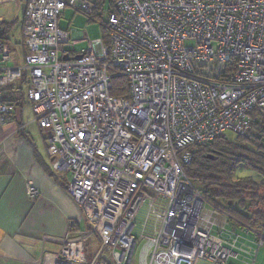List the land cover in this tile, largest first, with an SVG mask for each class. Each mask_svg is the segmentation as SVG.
<instances>
[{
    "label": "built area",
    "instance_id": "obj_1",
    "mask_svg": "<svg viewBox=\"0 0 264 264\" xmlns=\"http://www.w3.org/2000/svg\"><path fill=\"white\" fill-rule=\"evenodd\" d=\"M66 7L96 11L95 0H27L23 63L9 67L0 44V97L24 85L52 171L69 176L66 190L87 222L62 239L54 264H129L136 250L139 264H256L264 238L230 229L184 167L192 148L226 133L246 137L251 112L264 114V0H113L102 14L106 40L80 33L81 51L67 50L69 34L58 29ZM112 72L125 77L127 97L110 95ZM9 104L0 103L2 124ZM26 192L39 195L31 183ZM160 197L153 235L135 237L141 208L144 229ZM94 236L99 248L88 259Z\"/></svg>",
    "mask_w": 264,
    "mask_h": 264
},
{
    "label": "crops",
    "instance_id": "obj_2",
    "mask_svg": "<svg viewBox=\"0 0 264 264\" xmlns=\"http://www.w3.org/2000/svg\"><path fill=\"white\" fill-rule=\"evenodd\" d=\"M26 2L0 0V23L12 24L6 38L0 41L10 56L11 67L21 65L27 53L21 34ZM16 35L18 40L13 38ZM72 40L79 42L80 35L74 34ZM74 50L73 46L71 51ZM22 87L18 82L12 88L18 91ZM25 103L28 102L23 97L14 107L15 119L5 124L0 122V264H54L60 242L71 230L68 223L75 222V229L81 231L87 228V222L66 190L68 175H56L52 171V162L46 153L48 135L32 122L31 106ZM25 108L30 109L31 123L39 134L26 132ZM28 183L39 191L35 199L27 195ZM244 238L251 241L250 236ZM91 239L85 245L88 259L99 248V244L90 243ZM262 255L260 264H264V252ZM139 256L137 250L132 252L129 264H139ZM196 264L209 263L198 261Z\"/></svg>",
    "mask_w": 264,
    "mask_h": 264
},
{
    "label": "trees",
    "instance_id": "obj_3",
    "mask_svg": "<svg viewBox=\"0 0 264 264\" xmlns=\"http://www.w3.org/2000/svg\"><path fill=\"white\" fill-rule=\"evenodd\" d=\"M113 0H109L110 5ZM96 11L89 16L94 21L104 0H95ZM101 16V15H100ZM12 24L0 23V41L4 40ZM103 40H106L107 28L101 24ZM7 89V95L0 97V103H10L13 107L23 98L21 88ZM112 97H127L128 85L125 77L111 73ZM14 111L6 116V122L15 119ZM254 121L246 137L233 135L234 140L223 138L203 146L191 149V160L184 167L186 177L195 190L209 205L226 214L228 227L234 232L248 231L251 241L263 236L264 229V114L259 110L251 112ZM240 168L251 170L257 178H236ZM70 228V232L80 231ZM75 229V230H74Z\"/></svg>",
    "mask_w": 264,
    "mask_h": 264
},
{
    "label": "rangeland",
    "instance_id": "obj_4",
    "mask_svg": "<svg viewBox=\"0 0 264 264\" xmlns=\"http://www.w3.org/2000/svg\"><path fill=\"white\" fill-rule=\"evenodd\" d=\"M110 8V3L109 0H104V3L101 6V9L98 10V12L95 14L97 15L94 18V21H91L86 15L83 13L74 10L73 8L66 7L64 10L61 11L60 16L58 18V29L66 32L69 34V39L70 41L68 44L65 45V48L67 50L71 51V48H75L76 51H81L84 50L88 47V42L87 41H79L78 43L74 42L71 37V32L74 31L77 34H84V38H87L90 41H94L97 39H103V31L101 29V24L105 22V17L102 16L104 11H108ZM101 15V16H100ZM15 40H18V36H14ZM23 63V62H22ZM9 67H11V63L8 64ZM29 104V103H25ZM32 117L30 113V109L25 108L24 111V116H23V123L27 126L26 132H30L32 134H39L37 127L31 123ZM27 123V124H26ZM31 123V125H30ZM227 140H234V136L231 133H226L225 134ZM69 177V176H68ZM236 178H246V177H251V178H257V175L253 173L251 170L245 169V168H240L236 174ZM166 201L160 197L157 202V206L155 208V211L153 212L154 218L152 216V220L147 222V225L143 229V223H144V218L148 210V206L144 205L139 214L137 215L135 222H134V228H133V235L135 237H139L141 231L143 230V236L144 237H149L154 233V229L156 227L155 223V216L159 212H162V210L165 207ZM263 236H264V229L262 231ZM250 236V235H249ZM93 244H99V240L97 239L96 236L92 237L90 240V243ZM264 252V248H259V253L257 257L258 264H260V261L263 257L262 253ZM228 264H242L239 261H232L229 260ZM257 264V263H256Z\"/></svg>",
    "mask_w": 264,
    "mask_h": 264
},
{
    "label": "water",
    "instance_id": "obj_5",
    "mask_svg": "<svg viewBox=\"0 0 264 264\" xmlns=\"http://www.w3.org/2000/svg\"><path fill=\"white\" fill-rule=\"evenodd\" d=\"M74 34H77V33H75L74 31H72V32H71V36H72V38H74ZM77 35H80V34H77ZM131 254H132V252H131Z\"/></svg>",
    "mask_w": 264,
    "mask_h": 264
}]
</instances>
